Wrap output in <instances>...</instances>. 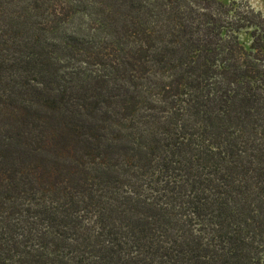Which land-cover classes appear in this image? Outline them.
Segmentation results:
<instances>
[{
	"label": "trees",
	"instance_id": "obj_1",
	"mask_svg": "<svg viewBox=\"0 0 264 264\" xmlns=\"http://www.w3.org/2000/svg\"><path fill=\"white\" fill-rule=\"evenodd\" d=\"M0 264H264L261 12L0 0Z\"/></svg>",
	"mask_w": 264,
	"mask_h": 264
},
{
	"label": "rangeland",
	"instance_id": "obj_2",
	"mask_svg": "<svg viewBox=\"0 0 264 264\" xmlns=\"http://www.w3.org/2000/svg\"><path fill=\"white\" fill-rule=\"evenodd\" d=\"M226 4H230L232 2H247L249 5L252 6L256 11H260L261 14L264 16V0H220ZM241 39L243 41H247L246 35H241Z\"/></svg>",
	"mask_w": 264,
	"mask_h": 264
}]
</instances>
